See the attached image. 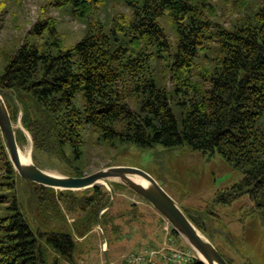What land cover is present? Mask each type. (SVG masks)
Wrapping results in <instances>:
<instances>
[{
    "label": "trees",
    "instance_id": "trees-1",
    "mask_svg": "<svg viewBox=\"0 0 264 264\" xmlns=\"http://www.w3.org/2000/svg\"><path fill=\"white\" fill-rule=\"evenodd\" d=\"M8 1L21 0H0V13ZM48 1L84 24L82 38L64 47L55 19L40 18L0 71L10 120L21 126L16 142L31 145L33 163L41 169L38 156H46L65 164L67 176H82L72 162L91 133L218 153L243 178L215 202L246 197L264 223V0H242L228 27L211 18L208 0H117L128 13L113 15L109 0ZM78 192L22 180L0 137V264H75L77 239L110 201L103 185ZM110 208L100 215L106 234L118 228ZM77 210L71 227L65 213Z\"/></svg>",
    "mask_w": 264,
    "mask_h": 264
},
{
    "label": "rangeland",
    "instance_id": "rangeland-1",
    "mask_svg": "<svg viewBox=\"0 0 264 264\" xmlns=\"http://www.w3.org/2000/svg\"><path fill=\"white\" fill-rule=\"evenodd\" d=\"M208 2L211 3L208 7L211 18L224 27H228L235 10L242 4V0ZM116 12L128 13V10L117 0H109L107 13L113 15ZM40 18L55 19L64 47L81 39L85 31L82 22L66 10L52 7L48 0H21L17 6L8 1L0 13V71L11 50L22 40H31L26 33ZM162 25L169 40H174L170 24L164 20ZM13 125L20 127L19 122ZM18 147L30 156V144ZM38 158L41 169L47 173L67 176L70 172L65 164L46 156ZM72 163L82 175L105 167L134 168L147 173L187 217L199 223L201 233L227 264H264V223L260 214L251 212L252 205L246 197L230 204L215 202L243 178V172L218 153L204 154L188 146L142 148L102 141L96 133H91L83 135L81 155ZM75 195L80 197L83 192ZM82 214L78 210L74 214L67 212L66 221L71 226ZM108 214L111 218L116 217L114 223L118 228L116 231L109 228L106 234L101 226L104 240L97 224L85 237L77 239L81 251L75 264H105L102 255L105 242L110 264H186L196 257L180 236L171 233V226L149 204L126 188L115 192ZM173 253L189 259L173 261ZM136 255H141L142 261L134 263L132 257Z\"/></svg>",
    "mask_w": 264,
    "mask_h": 264
},
{
    "label": "water",
    "instance_id": "water-1",
    "mask_svg": "<svg viewBox=\"0 0 264 264\" xmlns=\"http://www.w3.org/2000/svg\"><path fill=\"white\" fill-rule=\"evenodd\" d=\"M0 89V137L9 162L18 176L30 183L59 191H82L103 185L110 193V201L98 216V226L101 228L103 239L104 231L100 224V215L113 203L115 191L110 182H117L149 204L193 250L202 264H227L220 253L194 226L173 199L147 173L124 167H105L91 174L80 177L53 175L38 168L32 161L31 153L27 162L19 158V147L15 139L16 129L12 124ZM19 122V121H18ZM21 127V126H20ZM29 139V137H28ZM30 140V139H29ZM31 146V145H30ZM134 178L145 181V185L138 183ZM107 243L102 250L105 264H110Z\"/></svg>",
    "mask_w": 264,
    "mask_h": 264
},
{
    "label": "built area",
    "instance_id": "built-area-1",
    "mask_svg": "<svg viewBox=\"0 0 264 264\" xmlns=\"http://www.w3.org/2000/svg\"><path fill=\"white\" fill-rule=\"evenodd\" d=\"M173 257L174 258H172L171 260H173V261H175V259H177V260H182L183 258H187V259H189L187 256H185V255H183V254H179V253H173ZM132 261L134 262V263H137V262H140V261H142V256L141 255H136V256H133L132 257ZM150 262H148V264H149Z\"/></svg>",
    "mask_w": 264,
    "mask_h": 264
},
{
    "label": "bare ground",
    "instance_id": "bare-ground-1",
    "mask_svg": "<svg viewBox=\"0 0 264 264\" xmlns=\"http://www.w3.org/2000/svg\"><path fill=\"white\" fill-rule=\"evenodd\" d=\"M19 158L22 162H27L29 160V157L28 155H25L24 153H22L20 150H19ZM134 180L138 183H141L143 185H145V181L139 179V178H134Z\"/></svg>",
    "mask_w": 264,
    "mask_h": 264
},
{
    "label": "crops",
    "instance_id": "crops-1",
    "mask_svg": "<svg viewBox=\"0 0 264 264\" xmlns=\"http://www.w3.org/2000/svg\"><path fill=\"white\" fill-rule=\"evenodd\" d=\"M136 204V203H135Z\"/></svg>",
    "mask_w": 264,
    "mask_h": 264
}]
</instances>
